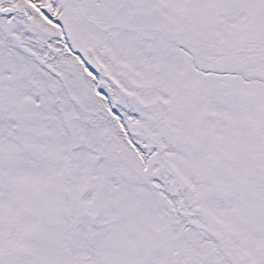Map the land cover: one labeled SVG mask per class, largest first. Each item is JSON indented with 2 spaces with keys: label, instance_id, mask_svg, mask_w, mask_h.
<instances>
[{
  "label": "snow or ice",
  "instance_id": "6c2138e0",
  "mask_svg": "<svg viewBox=\"0 0 264 264\" xmlns=\"http://www.w3.org/2000/svg\"><path fill=\"white\" fill-rule=\"evenodd\" d=\"M0 264H264V0H0Z\"/></svg>",
  "mask_w": 264,
  "mask_h": 264
}]
</instances>
